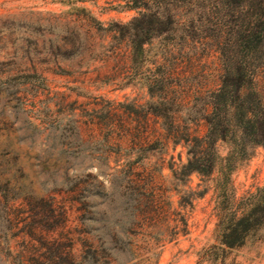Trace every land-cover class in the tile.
<instances>
[{
  "label": "rangeland",
  "instance_id": "374dc122",
  "mask_svg": "<svg viewBox=\"0 0 264 264\" xmlns=\"http://www.w3.org/2000/svg\"><path fill=\"white\" fill-rule=\"evenodd\" d=\"M133 3L0 0V264H62L67 238L75 254L107 264L113 231L119 259L132 247L147 264H220L205 252L218 244L224 200L264 188L260 146L227 173L220 141L210 175L172 174L187 132L207 131L217 42L199 30L186 37L179 11L177 29L146 44L138 66L117 31L142 9ZM158 64L170 75L152 98L146 81ZM160 96L172 121L150 112ZM232 262L264 264V226L227 251Z\"/></svg>",
  "mask_w": 264,
  "mask_h": 264
},
{
  "label": "trees",
  "instance_id": "16d2710c",
  "mask_svg": "<svg viewBox=\"0 0 264 264\" xmlns=\"http://www.w3.org/2000/svg\"><path fill=\"white\" fill-rule=\"evenodd\" d=\"M132 8H140L124 24H117V31L128 41L132 62L140 65L145 57V45L153 39L177 29L183 12L185 22L181 23L186 37L196 39V30L202 38L216 40L221 64L219 86L208 95L207 106L201 118L207 124L203 136L187 132L185 141L186 160L177 171L189 179L190 175H210L217 162L218 142H224L228 152L223 158L224 168L230 173L235 162L246 158L250 150L264 147V0H133ZM170 75L156 65L155 71L147 79V90L153 98L156 88L164 89V79ZM165 96L150 102V112L156 116L170 119L168 113L161 111ZM186 191H189L186 189ZM223 214L218 222V244L211 245L205 252L206 259L212 263L224 264L227 251L244 245L251 235L264 226V188L257 189L248 197L233 204L224 200ZM60 217L66 216L61 208ZM67 238V237H66ZM68 250L58 256L62 264H92L85 255H77L74 242L67 238ZM107 246V264H145L129 247V257L119 259L113 250L122 244L118 234L113 231ZM56 249L63 246L54 240ZM91 247V245H89ZM124 248V247H123ZM125 250V248L123 249ZM147 264V263H146ZM230 264H235L234 262Z\"/></svg>",
  "mask_w": 264,
  "mask_h": 264
}]
</instances>
